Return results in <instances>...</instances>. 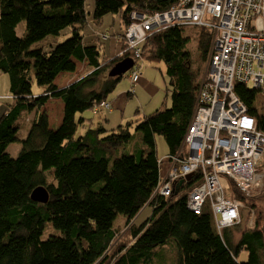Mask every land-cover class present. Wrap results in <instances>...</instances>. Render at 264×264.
<instances>
[{
    "label": "trees",
    "instance_id": "1",
    "mask_svg": "<svg viewBox=\"0 0 264 264\" xmlns=\"http://www.w3.org/2000/svg\"><path fill=\"white\" fill-rule=\"evenodd\" d=\"M178 1L95 0L93 20L100 25L107 14H118L126 29L132 12H165ZM86 25V0H0V72L9 78L12 99L0 117V264H156L158 249L171 241L175 264H264V225L256 220L253 227L241 228L240 222L219 229L209 203L200 214L189 209L187 192L200 171L189 182L177 181L170 196L153 195L162 181L155 138L164 137L167 159L182 147L196 112L212 30L173 26L149 35L141 45L142 60L164 63L172 105L130 119L109 134L107 118L94 125L82 114H96L104 103L110 107L109 97L124 76L109 77V70L132 53L124 52L123 33L124 55L103 56L101 46L84 40ZM69 27L72 35L64 42H45ZM193 38L198 61L188 50ZM78 62L89 71L61 88L57 78L76 72ZM236 93L264 133L258 90L238 83ZM52 99L64 105L58 127L50 125L43 110ZM87 123V131L77 137ZM13 143L21 146L15 157L8 152ZM39 186L48 190V203L31 199ZM228 195L243 200L248 222L254 219L261 195L247 198L234 184ZM146 205L152 215L138 223ZM244 251L248 257L241 262Z\"/></svg>",
    "mask_w": 264,
    "mask_h": 264
},
{
    "label": "built area",
    "instance_id": "2",
    "mask_svg": "<svg viewBox=\"0 0 264 264\" xmlns=\"http://www.w3.org/2000/svg\"><path fill=\"white\" fill-rule=\"evenodd\" d=\"M129 18L125 52L132 53L137 64L129 76L133 84L142 75L141 45L149 35L173 26L212 30L195 115L178 153L165 159L168 175L156 191L170 196L177 181L189 182L200 171V179L187 192L189 209L200 214L209 203L219 229L240 224L243 203L228 194L233 184L248 196L263 185L264 133L237 95L236 85L258 90L264 108V0H179L168 11H135Z\"/></svg>",
    "mask_w": 264,
    "mask_h": 264
},
{
    "label": "rangeland",
    "instance_id": "3",
    "mask_svg": "<svg viewBox=\"0 0 264 264\" xmlns=\"http://www.w3.org/2000/svg\"><path fill=\"white\" fill-rule=\"evenodd\" d=\"M94 8H95V0H86V11L88 13L89 24L86 25V27L82 31V34L85 35V40H86V42L90 43L89 45L100 44V42L97 40V37L99 36V38L101 39L102 46L103 45L107 46V44H109L111 42V40H113L114 38H115V40H118L121 37L123 29L121 27L120 15L113 14V13L107 14L103 19V23L101 25L97 26V23H95L93 20ZM114 17L117 19L116 24L114 23ZM187 28H195V27H187ZM196 29L199 30L201 28H196ZM17 31H18L20 36H23V33L25 32V22H22L19 24ZM71 35H72V29H71V27H69V28L65 29L59 36L49 37L46 39L45 42L54 44L55 43V42H53L54 39L58 40L59 41L58 43L64 42ZM96 35H98V36H96ZM104 35H107V37L104 38L105 37ZM108 38H109V42L107 43L106 40ZM104 41H106V42H104ZM188 50L192 53L193 60L198 61L199 60V58H198L199 51L196 49V39L195 38H193L188 43ZM105 51H108L107 47H106ZM109 52H110V50L107 52V56H110ZM110 57H112V56H110ZM84 64H86V63H84ZM139 64L141 66V72H142L143 79H150L149 81H151L154 85H156L158 87V93L157 94H151V92H148V90H147L146 93H142L141 95H138V99L136 96L134 97V99L136 101H138L142 104H145V105H141V106H142L143 111H146L148 113H144L142 111V109L139 107L140 104H138L134 100L130 99V101L128 102L129 105H128L127 111H126V117L128 119L127 121H129L130 119L135 120L139 117L143 118L145 115H149L150 113H153L154 111H156L157 110L156 108L163 106L164 103H166V105H164V106L168 107V108H170L172 105L171 93L168 92L169 83H168L167 77L164 73V68H165L164 63H158V62L153 63L149 60H142V61L140 60ZM207 65H208V60H206V62H205V68L202 72V79H204L207 75ZM194 66L197 67V64L195 63ZM85 67H86V65H80L79 64V69H77L76 72H74L73 74H70V75H73V76L77 75L78 79L83 77L86 74ZM88 71H89V68H88ZM65 78H66V76L63 75L62 78L58 77L56 80V82L59 85H62L61 88L66 87V84H64ZM32 83H33L34 91H37L39 87H38V84H37L34 76L32 77ZM121 87H125L127 89L126 92H129V91L133 92L134 91L132 89L133 84H132L131 79L129 78L128 74L124 75L123 79L118 84V88H116L115 92L110 95L109 102L111 100H113L117 94L120 93L119 88H121ZM8 92H9V78H8L7 74L0 72V117L7 110L9 101L11 102V100H12L11 97L8 96L9 95V94H7ZM138 94H139V90H138ZM60 102L61 101L59 99H52L51 102L48 103L47 106H45L43 109L44 112H46L48 117H49V121H50L51 126L58 127L62 122V119H63L62 110H63L64 106L62 104H60ZM110 108H111V105H110L109 109ZM138 109L141 111V113L139 112L137 115H134L135 111ZM154 109H156V110H154ZM96 110L99 111L96 114L93 111H86L82 114V116L85 118H88V119H93L94 125H98V122L103 121V119L105 117V118H107L105 125L107 127V130L109 131L108 133L110 134L112 131L117 130V128L119 126L118 120L120 119V117L122 115L121 111H119L118 114L111 115L108 108L99 110V108L96 107ZM135 117H137V118H135ZM31 119H32L31 115L28 117H24V120H25L24 123H29ZM88 128H89L88 123L86 126H80L78 128L76 136L78 137V136L82 135L85 131H87ZM27 131H28V127L22 129L19 132V138L24 139L27 135ZM155 143H156V150H157L158 158L160 159V161L166 162L165 159L169 154V150H168V146L165 142L164 137L161 135H157L155 138ZM20 148H21L20 143H13L9 146L8 152L10 153L11 156L15 157L19 153ZM188 151H189L188 147H186L185 153H188ZM260 169H262L264 171V167L260 168ZM168 170H169V168H167V169L161 168V176L167 177ZM262 170H261V172H263ZM262 180H263V182H262L263 185L261 184L262 186L257 188L249 196L247 194H243L245 197L251 198V199L256 198L255 196H256V194H258V195H261V198L258 199V202L256 205V210L254 211L255 213H253L254 219H250L249 222H248V220H249V217H248L249 208L246 206V203L243 202V200H241L243 203V207L241 210V213L243 214V216L241 218V222H242V224L240 225V226H242L241 228L253 227L256 220L260 226L264 225V198H262V197H264V193L262 194L263 189H264V176H263ZM155 194H158V192L156 190L154 191L153 195H155ZM151 215H152V208L150 206L146 205L137 217L138 223H144L145 221H147L150 218ZM251 222H252V224H251ZM120 226H123V222L119 225V227ZM237 230L234 228V231H237ZM45 236H47V233L45 234ZM238 236H239V233L236 234V238ZM158 250H161V251L158 252V256L155 259L156 264H175V262H176V246H175L174 241L169 242L162 249L159 248ZM247 257H248V253H247V251H244L241 253L239 259L241 262H245L247 260Z\"/></svg>",
    "mask_w": 264,
    "mask_h": 264
},
{
    "label": "crops",
    "instance_id": "4",
    "mask_svg": "<svg viewBox=\"0 0 264 264\" xmlns=\"http://www.w3.org/2000/svg\"><path fill=\"white\" fill-rule=\"evenodd\" d=\"M102 23H103V21H102ZM114 23L116 24L117 23V19L114 17ZM88 24H89V22H88ZM101 25V24H100ZM97 26H99V25H97ZM121 27H122V29H123V31H122V34L124 33V31H125V29H124V26H123V24H122V22H121ZM121 34V35H122ZM85 36V35H84ZM96 36H98V35H96ZM105 37L104 38H106V35H104ZM113 39V38H112ZM85 40V39H84ZM97 40L100 42V44H98V46H101V51H102V54H103V56H105V57H108V58H115L116 56H118V55H120L122 52H123V48H122V36L118 39V40H115V38L113 39V40H111V42L109 43V44H107V46L106 45H103L102 46V43H101V39L99 38V36L97 37ZM86 41V40H85ZM107 41V43L109 42V38L106 40ZM106 41H104V42H106ZM86 43H88V42H86ZM88 44H90V43H88ZM106 47H107V49H108V51L110 50V52H109V54H110V56H112V57H110V56H107V52L108 51H105V49H106ZM79 62H78V64H77V69H79ZM80 65H86V64H84V63H81ZM77 71V70H76ZM85 71L86 72H88V67H87V65H86V67H85ZM71 73H63V74H61L59 77L60 78H62L63 77V75H65L66 76V78H65V83L64 84H69V83H72V82H74L75 80H77L78 78H77V75L76 76H73V75H70ZM77 78V79H76ZM75 79V80H74ZM73 80V81H72ZM150 79H143V77L141 76L140 77V79L135 83V84H133V87H132V89L134 90L132 93H131V91H129V92H126V88L125 87H121V88H119L120 89V93L119 94H117L116 96H115V98L113 99V100H111L110 101V105H111V108L110 109H108L109 110V112H110V114L111 115H115V114H118V112L119 111H121L122 112V115H121V117H120V119L118 120V125H121V124H123V123H126L127 122V117H126V111H127V107H128V105H129V101H130V99L131 100H134L135 102H137L138 104H140L139 105V107L142 109V106L141 105H145V104H142V103H140V102H138V101H136L135 99H134V97L136 96L137 97V99H138V95H141L142 93H146L147 92V90H148V92H151V94H157L158 93V87L156 86V85H154L151 81H149ZM72 81V82H71ZM117 88H118V86H117ZM138 90H139V94H138ZM155 96V95H154ZM60 104H62L63 105V103L62 102H60ZM164 105H166V103H164ZM64 106V105H63ZM162 107V106H161ZM160 107H158V108H156V109H159ZM156 109H154V110H156ZM63 110H64V107H63ZM63 110H62V112H63ZM137 111V114L140 112L141 113V111L138 109V110H136ZM136 111H135V114L134 115H136ZM142 111H143V109H142ZM144 113H148V112H146V111H143ZM169 167V164L167 163V162H163L162 163V165H161V168H165V169H167Z\"/></svg>",
    "mask_w": 264,
    "mask_h": 264
},
{
    "label": "water",
    "instance_id": "5",
    "mask_svg": "<svg viewBox=\"0 0 264 264\" xmlns=\"http://www.w3.org/2000/svg\"><path fill=\"white\" fill-rule=\"evenodd\" d=\"M134 61L133 58L128 57L122 61L117 62L109 72V77H121L128 74L129 70L133 67ZM192 174L187 176L186 180H190ZM31 199L37 203H48L49 201V192L44 186H39L35 188L31 194Z\"/></svg>",
    "mask_w": 264,
    "mask_h": 264
},
{
    "label": "bare ground",
    "instance_id": "6",
    "mask_svg": "<svg viewBox=\"0 0 264 264\" xmlns=\"http://www.w3.org/2000/svg\"><path fill=\"white\" fill-rule=\"evenodd\" d=\"M126 58H128V57H125L124 59H126ZM124 59H122V60H124ZM122 60H120V61H122ZM133 61H134V65H133V67L129 70V73H130V72L136 67V65H137V64H136V61H135L134 59H133ZM141 76H142V75H141ZM141 76H140V77H141ZM139 79H140V78H139ZM244 208H245V207H244ZM244 208H243V209H244ZM241 210H242V209H241ZM240 213H241V212H240Z\"/></svg>",
    "mask_w": 264,
    "mask_h": 264
},
{
    "label": "clouds",
    "instance_id": "7",
    "mask_svg": "<svg viewBox=\"0 0 264 264\" xmlns=\"http://www.w3.org/2000/svg\"><path fill=\"white\" fill-rule=\"evenodd\" d=\"M190 27H194V26H190ZM126 30H127V28L125 29V31H124V34H125V32H126ZM106 37H107V35H106ZM124 52H125V50H124ZM124 52H122L120 55H124ZM119 56V55H118ZM117 57V56H116ZM127 57H131L132 58V56L131 55H129V56H127ZM109 72H110V70H109ZM128 74H129V72H128ZM130 78V77H129ZM166 161V160H165ZM162 163H163V161H162ZM161 163V164H162Z\"/></svg>",
    "mask_w": 264,
    "mask_h": 264
}]
</instances>
